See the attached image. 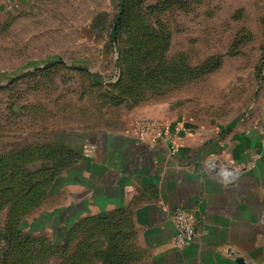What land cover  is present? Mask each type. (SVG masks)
Returning a JSON list of instances; mask_svg holds the SVG:
<instances>
[{
	"label": "rangeland",
	"instance_id": "rangeland-1",
	"mask_svg": "<svg viewBox=\"0 0 264 264\" xmlns=\"http://www.w3.org/2000/svg\"><path fill=\"white\" fill-rule=\"evenodd\" d=\"M142 1H132L137 4L128 12L133 19L122 27L120 41L111 40V28L102 36L88 24L94 9L108 0H33L0 20V165L13 148L56 143L60 131L133 133L145 117L179 120L185 114L227 127L246 118L243 125L262 120L264 129V0ZM55 59L65 62L45 65ZM205 62L208 69L200 66ZM43 154H34V160L23 154L34 169L24 170L25 177L2 167L0 183L8 180L21 190L2 191L0 197L44 192L45 185L35 183L50 175L42 166L50 158H37ZM69 170H57L55 193L41 204L21 202L18 225L39 264H78L83 247L88 256L79 264H96L108 244L106 231L88 232L101 221L95 215L78 218V205L48 215L61 202ZM10 210L0 204V248L6 246L0 261L4 254L5 264H32L14 246L18 238L9 230L14 231L17 219ZM50 242L57 247L47 251Z\"/></svg>",
	"mask_w": 264,
	"mask_h": 264
},
{
	"label": "crops",
	"instance_id": "crops-1",
	"mask_svg": "<svg viewBox=\"0 0 264 264\" xmlns=\"http://www.w3.org/2000/svg\"><path fill=\"white\" fill-rule=\"evenodd\" d=\"M32 1L0 0V20ZM119 5L120 0H108L98 6L88 24L102 36L111 28L112 35L116 15L113 23L111 17ZM156 118L183 124L175 154L131 132L60 131L57 141L77 153L78 160L64 174L61 202L48 215L74 205L78 218L116 215L133 252L131 264H239L238 257L264 264L262 120L247 127L246 118L236 117L227 127L223 121L207 125L185 114L179 120ZM211 157L221 166L241 167L239 175L228 180L212 171L207 165ZM176 208L190 212L196 226L193 241L182 248L174 245Z\"/></svg>",
	"mask_w": 264,
	"mask_h": 264
},
{
	"label": "trees",
	"instance_id": "trees-1",
	"mask_svg": "<svg viewBox=\"0 0 264 264\" xmlns=\"http://www.w3.org/2000/svg\"><path fill=\"white\" fill-rule=\"evenodd\" d=\"M132 1L133 0H125L123 13H122V16L118 22V26L116 29L117 30V36L116 37H117L118 41H120V38H121L122 27L125 25H130L129 23H130L131 18H130V15L128 14V12L133 10L134 7L137 5V4L133 3ZM142 2H143L142 0H139L140 4H143ZM136 10H139V8ZM134 13H136V12H134ZM140 16H141L140 14L137 15V17H140ZM132 19H133V15H132ZM107 28L108 27L106 25H102V30H105ZM168 37H169V35H168ZM134 38H135V41H138V39L135 36L132 37V39H134ZM111 40H112V37H111ZM121 57H122V55H121ZM144 57L147 58L146 55H143V56H141V59ZM142 61H144V59ZM176 62L179 63V60H177ZM49 66H51V65H49ZM172 66H174V65H172ZM200 66H202V67L204 66L208 69V67L210 65H209V63L205 62V63L201 64ZM57 134L58 133L55 134L56 143H53L50 145L49 144H42V146L36 145V147H28V146L16 147V148H13L12 150H10L8 152V154H6V156L1 157L3 164H5V165L4 166H3V164L0 165V169H3L2 167H4V168H13V169L20 170L22 177H25L27 175L24 170H34L30 167L31 164L30 165L27 164V162L31 163L34 160V154H39V153L41 154V153L45 152L47 154V156H44V154H43L42 156H37V158L47 159V160H49V158H50V163L48 165H42V166H44L43 167L44 169L50 171V175H47L46 180H42V181L37 180L35 182L36 184L40 183L41 185H45L44 192H38V193L33 192V193L38 194V195L33 196V197H23V196H20V197H14V196L9 197V196H7L6 198L0 197V204L8 205L9 209H11L10 210L11 213L14 211L16 214V215H14V217H15V219H17V225L14 226V228H13L14 231L9 230V231H12V233H15L16 237L18 238V241H16L14 243V246L17 245L19 248H21L24 252L25 258L26 259L27 258L32 259V262H31L32 264H39L42 261H38L39 258L34 253V249L30 248L28 246L29 238L23 234V232L20 229V226L18 225V222H19V220L22 217L23 212H24V206L22 205L21 202H23L25 200H32L34 202L36 201L39 204H41V202H43V200L45 198H47L46 195H49L50 192H52L54 190L55 180L59 176H61V173L60 172L57 173V170L70 168L78 160V154L77 153H75L74 151L62 146L57 141ZM43 147H46V148L43 150ZM49 147H50V149H49ZM24 153H26L27 156H32L33 160L32 159H30V161L24 160V158H27L26 156L23 155ZM49 154H52V155L49 157L48 156ZM56 154L66 155V160H64V161L59 160L58 159L59 157H57ZM22 160H24V161H22ZM0 174H2V176L5 175L4 172H2ZM48 188L50 189V191L48 190ZM18 190L20 191L21 188L16 187V185H14L12 182H9L8 180H5V181L0 183V193H3L2 191H5L6 193H13V192H17ZM30 193H32V192H30ZM21 195H23V192ZM12 218L13 217L11 214L10 221L12 220ZM95 219L100 220L102 223L100 222V223L94 224V226L91 227L88 232L96 233V232L106 231L108 233V237H107L108 244L104 250H101L99 252L100 257H101L100 259L104 262V264H128V262H130L131 256L133 255V252L131 253L130 250L128 249L129 245L125 244V239L123 237V234H122L121 230H119L120 222L117 220L116 215H111V214L96 215ZM80 222H81V220H80ZM8 226H10V225H8ZM0 228L3 230V227L1 225H0ZM6 231H7V229H5V233H6ZM31 243H32V240H31ZM47 247H48L47 251H49V250H53L55 247H57V245L56 244L53 245V243L50 242V243H48ZM5 250H6V246L4 243V246L0 248V253H1V251H3L4 254H6ZM87 253H88L87 247H83L81 249L80 258L78 260H77V258H75L77 260L78 264L80 263L81 258H83V259L87 258V256H88ZM4 254H3V257L1 259L2 261H0V264H5ZM24 262H25V260H24Z\"/></svg>",
	"mask_w": 264,
	"mask_h": 264
},
{
	"label": "built area",
	"instance_id": "built-area-1",
	"mask_svg": "<svg viewBox=\"0 0 264 264\" xmlns=\"http://www.w3.org/2000/svg\"><path fill=\"white\" fill-rule=\"evenodd\" d=\"M184 126L181 122H173L163 119L142 118L138 120L133 127V134L140 140L148 141L151 145H165L171 154L180 150L181 135ZM218 159L211 157L207 165L212 171L219 172L222 177L228 180L236 178L241 167L231 165L229 167L221 166ZM216 168V170H214ZM176 233L174 236V245L182 248L190 244L196 235V226L193 216L183 208H176L172 212Z\"/></svg>",
	"mask_w": 264,
	"mask_h": 264
},
{
	"label": "water",
	"instance_id": "water-1",
	"mask_svg": "<svg viewBox=\"0 0 264 264\" xmlns=\"http://www.w3.org/2000/svg\"><path fill=\"white\" fill-rule=\"evenodd\" d=\"M124 3H125V0H120V5H119V8H118V11L116 13V18H115V22L112 26V38L115 40L116 38V29H117V25H118V22L120 20V17H121V14L123 12V9H124ZM65 60L64 59H55V60H52L50 62H47L45 65H51V64H56V63H64ZM74 66V65H72ZM82 68L84 69H89V67H86V66H83ZM97 76H99L100 74L99 73H95ZM21 75V74H20ZM20 75L16 76V77H19ZM1 87V85H0ZM16 109H18V106L15 107ZM216 170V168L214 169ZM237 262L239 264H247L245 259L243 257H238L237 258Z\"/></svg>",
	"mask_w": 264,
	"mask_h": 264
}]
</instances>
